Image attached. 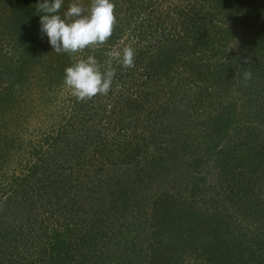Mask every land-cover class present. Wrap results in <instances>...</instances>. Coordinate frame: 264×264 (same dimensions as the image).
I'll list each match as a JSON object with an SVG mask.
<instances>
[{
    "label": "trees",
    "instance_id": "obj_1",
    "mask_svg": "<svg viewBox=\"0 0 264 264\" xmlns=\"http://www.w3.org/2000/svg\"><path fill=\"white\" fill-rule=\"evenodd\" d=\"M261 1L113 0L111 37L84 56L106 65L131 46L135 66L113 60L118 97H74L44 136L28 123L29 75L58 91L74 57L42 37L38 0H0L14 52L0 68V264H264V21L236 32Z\"/></svg>",
    "mask_w": 264,
    "mask_h": 264
},
{
    "label": "clouds",
    "instance_id": "obj_2",
    "mask_svg": "<svg viewBox=\"0 0 264 264\" xmlns=\"http://www.w3.org/2000/svg\"><path fill=\"white\" fill-rule=\"evenodd\" d=\"M63 0H38L39 32L47 36L53 51L74 57L73 63L64 70L63 85L79 100L90 99L97 94L106 95L111 90L116 68L113 60L122 67H134L136 51L131 46L108 53L107 64H101L95 55L75 58L85 49L103 45L112 35L116 22L113 0H92L85 7L80 0H73L61 14ZM251 73L245 72V79Z\"/></svg>",
    "mask_w": 264,
    "mask_h": 264
},
{
    "label": "rangeland",
    "instance_id": "obj_3",
    "mask_svg": "<svg viewBox=\"0 0 264 264\" xmlns=\"http://www.w3.org/2000/svg\"><path fill=\"white\" fill-rule=\"evenodd\" d=\"M261 4L264 7V1H261ZM2 8H4L3 9L4 12H2L0 10V47L1 46L3 47L2 51L5 54V56L3 57L0 54V68H2L4 70L5 68H10V67L13 68L14 52L12 53L10 51V48L7 47L6 40H8V39L5 37L6 34H9V32H10L7 30L6 26L9 24V20L12 18V10L9 9L8 6H4ZM67 8H68V6H65L64 10L66 11ZM124 15L125 14L122 12L120 16H124ZM263 21H264V8L262 9L261 13H259L257 15V17H251L250 18L249 22H253L251 24H254V26H250L247 22H244V24L236 31L238 34V37H241V38H244L247 36H248V38L255 37L257 34H259V31H260V28L262 25L261 22H263ZM117 48H120V46L113 47V50H117ZM84 53H85L84 51L78 53V56H76V58L83 57L85 55ZM114 63L117 64L119 62L117 61V63H116V61H114ZM36 70H37V67H36ZM0 71H2V70L0 69ZM34 71L29 75L30 76L29 79L33 82V85H32V88H30V90L26 93V96H25L26 98H25L24 102L27 105V108L29 109L28 112L33 111L32 112V119L29 118V121H28L29 125L33 128L35 127V132H37V133L40 132V134H44V136H46V134H47L46 132L48 130L58 129V127H60L63 123H65L66 121H69V119H71L70 117L72 115V112H70V106L72 103V99H74V96L71 95L70 91L66 87H58V88H60V90L56 91V89L52 88V86L50 87L49 85H45L44 83L46 81L44 83H42L43 81H41L40 79L38 80L37 77L33 76V73H35ZM6 82L7 81L5 79H1V81H0L1 87L6 88V85H7ZM115 86L119 87V84L116 85V82L114 81L112 88H115ZM114 90H115V93L111 94L110 96H112V97L117 96L118 97V95H117L118 89L115 88ZM102 98L105 99V96H103ZM241 100H244V98L241 99V97H239L238 102L236 104L237 107L235 108V106H234L233 114H234V117H236L235 119H233L234 121L241 119V114H240V112H241L240 111ZM231 104H233V103H231ZM8 118H9V116L4 118L3 120L6 121V120H8ZM70 122H72V121H70ZM32 125H34V126H32ZM25 127H29V126H25ZM168 128H170V126H168ZM209 129H210V127H208L205 130V132H209ZM257 129L259 131L264 130L261 127V125H258ZM201 131H203V129ZM68 137H69V135H68ZM72 138H74V137H72ZM202 161L204 162V167L200 168V171L202 172L203 176H206L207 183L210 184L211 186H213L215 181H213V171H212V168H210L211 163H212L211 157L208 156L207 158H204V160H202ZM161 180H165V179L161 178ZM172 180H174L175 184L179 183V181H177L179 179H177L176 177H173ZM168 184H169V182L165 180L163 186H165V185L168 186ZM147 192H148V194H147L148 196L155 194V192L153 190L151 191L150 189H148ZM139 215H141V217H140L141 222L145 219V217H147V221H148V216L146 215V213H144V215L143 214H139ZM142 224H144V223L142 222ZM132 225H134V224H132ZM123 229H126V228H123ZM132 230H134L135 234H139V232H140V228L139 229H132ZM125 235H126V238H125V240H123V242H124L123 245H125V244L129 245L130 243H132L134 241V238L131 237V235H133V234H128L127 232H125ZM145 237H146V235H145ZM145 237H144L143 233L139 237V239L141 241L138 245V248H141L142 254H144L146 247H147V244H148L147 243L148 241L146 239H144ZM196 263L197 264H205V263H199L194 258H193V260L188 261L185 264H196Z\"/></svg>",
    "mask_w": 264,
    "mask_h": 264
}]
</instances>
